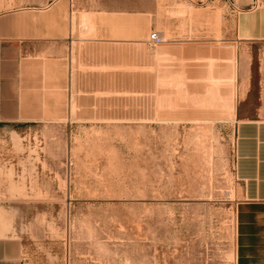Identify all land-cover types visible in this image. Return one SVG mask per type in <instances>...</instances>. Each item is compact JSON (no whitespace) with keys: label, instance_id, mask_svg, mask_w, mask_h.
Wrapping results in <instances>:
<instances>
[{"label":"rangeland","instance_id":"obj_1","mask_svg":"<svg viewBox=\"0 0 264 264\" xmlns=\"http://www.w3.org/2000/svg\"><path fill=\"white\" fill-rule=\"evenodd\" d=\"M53 1L0 0V12ZM88 1L154 13L158 42L233 39L237 15L262 3ZM237 51V67L220 71L237 70L239 91L249 77L239 117L264 118V42ZM212 71L197 73L187 101L182 81L168 97L160 78L151 117L73 111L57 122L0 123V236L19 242L21 264H264V204L243 202L238 119L231 99L218 97L228 79Z\"/></svg>","mask_w":264,"mask_h":264},{"label":"crops","instance_id":"obj_2","mask_svg":"<svg viewBox=\"0 0 264 264\" xmlns=\"http://www.w3.org/2000/svg\"><path fill=\"white\" fill-rule=\"evenodd\" d=\"M251 5L237 15L233 39L213 41L158 42L154 13L93 7L88 0H78L74 9L68 0H54L2 11L0 123L57 122L73 111L110 118L136 110L151 117L159 103L160 78L168 97L182 81L181 100L187 101L198 72L212 68L222 80L221 63L237 67L240 45L264 42V0ZM223 72L229 88L218 97L231 99L238 119L234 170L242 199L264 204V118L239 117L249 77L239 91L237 70ZM0 264H21V245L14 238L0 236Z\"/></svg>","mask_w":264,"mask_h":264},{"label":"bare ground","instance_id":"obj_3","mask_svg":"<svg viewBox=\"0 0 264 264\" xmlns=\"http://www.w3.org/2000/svg\"><path fill=\"white\" fill-rule=\"evenodd\" d=\"M243 85V84H242ZM6 217V216H5ZM0 219H2V218H0ZM5 233V232H4ZM6 234V233H5Z\"/></svg>","mask_w":264,"mask_h":264}]
</instances>
